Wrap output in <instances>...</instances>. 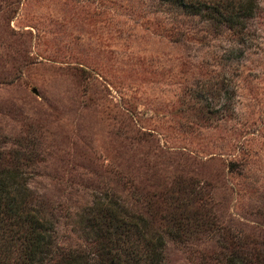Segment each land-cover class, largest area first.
<instances>
[{
  "label": "rangeland",
  "instance_id": "1",
  "mask_svg": "<svg viewBox=\"0 0 264 264\" xmlns=\"http://www.w3.org/2000/svg\"><path fill=\"white\" fill-rule=\"evenodd\" d=\"M0 148L62 247L111 196L185 227L165 264L264 260V0L241 33L159 0H0Z\"/></svg>",
  "mask_w": 264,
  "mask_h": 264
},
{
  "label": "trees",
  "instance_id": "2",
  "mask_svg": "<svg viewBox=\"0 0 264 264\" xmlns=\"http://www.w3.org/2000/svg\"><path fill=\"white\" fill-rule=\"evenodd\" d=\"M159 1L239 33L259 5V0ZM80 223L86 244L60 246L54 221L39 214L19 151L0 148V264H165V236L186 239L185 227L150 231L144 215L111 196L96 200L80 215ZM205 223L203 218L196 227ZM244 245H227L224 264H264L258 250Z\"/></svg>",
  "mask_w": 264,
  "mask_h": 264
}]
</instances>
